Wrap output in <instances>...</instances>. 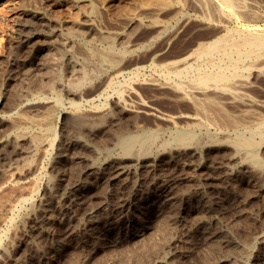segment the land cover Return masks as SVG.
I'll list each match as a JSON object with an SVG mask.
<instances>
[{"label": "rangeland", "instance_id": "obj_1", "mask_svg": "<svg viewBox=\"0 0 264 264\" xmlns=\"http://www.w3.org/2000/svg\"><path fill=\"white\" fill-rule=\"evenodd\" d=\"M72 1L73 0H0V94L1 93L3 94L0 95V111L5 109L3 103L5 101L4 100L5 96L9 92H11L10 94H13L15 96L14 97L15 100L20 101L19 106L16 108V110L4 113L5 116L4 122L0 124V140L2 141L5 140L6 142L9 141V144L6 143L5 146L0 147V185H1L0 206L2 205V208H0V218H1L0 224L3 222L0 225V227H2V230L5 229L10 230L8 232L7 238L2 243L3 250L4 249L7 250L6 251L7 256L9 255L5 259L7 263L12 264L15 261V259L17 260L20 258L21 255L23 256V253L32 256L35 253L34 252L35 249L36 250L45 249L46 250L45 252L48 255V256L46 255L47 262L45 264H53L54 261L53 259H55L54 252L55 250H58L56 248L59 245L60 246L67 245L68 248L66 252L62 253V256L60 255L58 264H68V263L69 264H155L154 263L155 256L165 254L167 253V251L168 253L165 254L166 258L164 259L165 261L163 264H207L213 262L214 260L216 261L227 260L232 264H241L240 263L241 257L244 256L242 254L246 252L248 254L253 253V258L250 260L251 263L248 261L245 264H264V248L263 247L261 248L256 240V235L258 233L262 232V234H264V230H263L264 220L263 219L260 220V216H259V213H261V211L263 210L262 208L263 204L261 201L251 198L252 191H250L249 188H246L244 186H238V188L240 187L241 189L239 188V190L237 191L236 197L233 195L232 192L228 190L227 191L231 194L228 197L225 196L222 197V194L220 195L216 191H215L216 193L212 192V194L210 195V201L213 203H217L220 209L222 208V212L218 214L216 220H211L210 218H208V216H203L201 212H199V214L192 213V209L188 207L186 208L182 200L183 196L186 193L191 192L194 196L196 194L194 190L196 189L199 190V192H201V191H205V188L206 190L215 187L219 189L224 188V185L222 183L221 185L220 181L217 179L220 176V170L217 169L215 165H213L220 160L218 156L217 157L211 156L207 158L209 160V164L212 163L211 166L214 167L210 169L208 168L205 172H203V174L207 176L206 177L207 180L204 179L205 180L204 182L203 180H201L202 182L201 181L197 182V184H195L196 181H192L189 183L179 182V180L183 179L185 175L193 176V173H191V170H189L188 168L183 169L180 167H176L177 168L176 169V168L167 167L165 164H162L163 166L159 168L160 170L159 172L156 173V176L155 175L152 176V174H149L148 171H146L145 169H140L141 174L139 173L135 177L136 179L133 178L135 180L133 181L132 179V182L136 183L138 189L141 187L140 189L141 192H143V194L151 193V195L149 194V196H153L156 194L155 192L159 190H165L166 194L170 193L171 196L173 197V201L171 204L169 203L168 204L164 203L162 205L159 204L160 208H158L157 210L155 208L154 209L155 211L146 210L147 213L157 212L160 213L161 216L157 220L154 219V221L153 219L150 218L146 220V225H148L151 229V238L149 237V240L147 241L148 244L145 243V245L140 246V244H135L133 242L128 241L125 237H122L123 240L121 239L117 243L112 241L111 235L113 236L121 235L120 232L121 229L119 226L122 225L123 220L126 219L125 217H127V215L129 216L131 209L135 204V201L132 200L133 197L130 196V192H131L130 189L128 187H124V184L121 180L118 183L114 182V184L116 183L115 185L112 182H109L108 180H106L107 184L105 183V180L100 181L98 183L94 182V184L93 181L89 180L85 185V189L78 188L73 191L61 189L60 191H57L56 195L58 197H55L53 204H50L51 207H49V209H51L48 212L49 219L48 220H46V218L40 219V224L44 226V230H40L38 228L37 223L39 220L37 218L32 216H30L32 218L25 216L28 212L27 210L30 209V203H26L24 207H20L18 205L15 206V203H13V206L15 208V209L13 208L14 210H11V212H9L8 214H7L8 211L7 212L4 211L6 209L8 210L9 205L12 201L15 202L14 200H16L17 194L19 192L20 193L18 194V196L28 193L30 188L33 187V185L31 186L32 179L24 182L25 184L21 185L23 187L13 183V178L15 177V174H17L18 172L21 173L25 171L26 168L29 167V163L32 161L30 160L32 158L31 157L32 152L28 151L31 150L30 149L31 147H29L24 142H19L18 143L19 145H17L16 142L18 141L16 142L13 141L14 132H16L15 130L17 129V127L20 128V126L29 127L34 130L36 128L35 125H38L35 123H39V122H40L39 124L43 123V119L45 116L44 114L48 112L47 109H49V111L51 112H53L52 110L55 109L54 112L56 113V115L57 113L68 112L66 109L68 108L67 101L62 96V92L60 91L61 88L58 87L59 90L55 88L57 74L60 73V75H62L65 82L74 83L75 79L71 74V72H73V69L79 68V66L81 67V65L84 64V61L86 59L85 50L81 40L78 39L77 36L75 37L69 36L67 34L68 32L66 31L67 29L70 28V26L66 22L69 21L70 17H76L77 15L76 10H74V8L72 7ZM137 1L139 0H123L118 5H115L110 9L108 8L109 9L108 10V9H102L100 5L96 3L94 0H87L84 3L85 7L83 8V10H81L82 14L80 13L81 14L80 17L81 18L85 17L84 19L83 18L82 19L88 20L89 22L87 21V23L91 25V28L96 32H100L101 35L94 36L92 34V31L86 29L85 27H82L80 30H78L79 32L76 33H83L82 35H84L85 41L89 43L90 46L92 45L93 47L105 45L107 38L110 37V40H112L113 43H115L114 45L116 46V48L123 50L124 54L118 57L119 67L117 68L115 73L114 72L113 74L111 73L112 74L111 77L114 79V81L117 80L116 81L117 83H121L120 87L122 90L125 89L124 90L125 99L127 98L128 100L131 98L129 100L131 102L128 103L132 104L133 101H135L133 103H136L138 101L141 102L142 100L143 104H145L143 108L145 109L147 108L146 110H148V107L149 108L154 107L155 110H157L158 112L162 114H166L168 116H176V114L186 115L188 113H191L192 109L189 107V105L185 104L187 106H184V103L180 104L179 102H176L175 97L173 95L175 94L176 96L177 92L174 91V89L172 88L173 85L172 80L164 79L162 74H160L161 73L160 70H162L164 67L169 68L171 63L178 61L177 58L181 59L183 55H186L187 48L188 49L189 47L192 48L191 45L194 46V43H196L195 41L202 42L203 40L204 42L205 40V42H209L214 38L218 37L219 35H221L222 33H220V29H218V27L222 28L225 25H227L226 21L228 20L225 16L218 15L217 13L212 11L209 7H205L203 4L200 7L198 0H147L148 3L152 4L153 2V4H156V6L152 4L153 7H151V10L144 11V13L139 14V20L140 22H142V24L139 23V20L138 22L135 21L134 23L127 22L124 19L125 18L124 14H126L125 12H127L129 9H132V4ZM160 3L162 5H160ZM254 5L255 6H253L251 9L256 11L257 14H259L262 17L261 19L256 20V19L248 18V20L245 19L247 22H243L244 20H240V19H238L237 21L240 24L251 25V26L256 25V27L259 26L260 28L264 29V0L261 1L257 0ZM156 7L158 8L159 11H155ZM42 16H45V18L48 19L47 23L39 24V22H37L38 24L36 23L33 24L32 22L28 21L30 18L36 19V17H42ZM166 19L168 20L166 21ZM138 23L141 25L139 26ZM215 31L218 33H215ZM211 33H213V35ZM103 36L104 37L106 36L107 38L106 37L102 38ZM208 36H210V38ZM182 52L183 54H181ZM59 53L61 58L59 57ZM46 56L48 57L46 58ZM50 60H52V62ZM193 61L195 62V57L191 56L188 62L194 63ZM137 67L140 70L139 72L140 77L138 76V78H133V80L130 81L131 84L129 85L130 88H128L129 86L125 84V82L123 81L128 80L130 71L136 69ZM103 69L106 70L105 67ZM105 70L102 71L103 75L101 74V77L92 79L91 83L77 90L78 94L80 93L79 94L80 98L76 100V102L82 104L83 106L82 113L83 115L87 116V119H89L90 116L93 117V118L90 117V120L91 119L93 120L95 118L98 119L99 116L102 117L106 112H108L111 109L110 103L115 99L114 97H116V94L112 92L110 88H105L106 86L104 84L106 82H104V80H107L108 78L107 75L105 74ZM90 71L91 70L88 71L89 74ZM154 80L157 84L154 82ZM99 82H101L102 84L104 82L103 84L104 88L101 87L99 90L102 93L100 94V92H98L100 96L98 93L92 96L91 92L95 90L99 85H101V83L99 84ZM251 88L247 89L250 91L248 92V94L254 100L264 102V81L263 83L261 81H257L256 86L254 85V87ZM56 89L58 92L56 91ZM104 89H107V91L106 90L104 91ZM126 89L127 91L128 89L131 90V91L129 90V92H131V95L129 92L126 91ZM256 89H258L259 91ZM52 92L54 94L58 93L60 95L61 100H63V102H61L62 103L61 106L54 105V100L52 99V96L54 94ZM209 92H206V94L211 93ZM179 105H183L184 107L180 106L179 108ZM254 107L255 106H253V108ZM228 109L230 110V108ZM163 111L166 113H164ZM54 112L52 113L53 115H55ZM18 114L19 116H17ZM148 116L149 115L145 116V114L143 113L139 114L137 116L138 118L136 117L137 123L138 122L140 123V124L138 123V125L145 127L147 129L148 127H150L149 129L151 130H161L160 131L161 135L164 136L165 138L168 137V133H166V131L168 132L169 129L171 130L173 128L183 127L185 123H187V121L183 119H180V121L178 119L177 120L178 123H176V120L175 123H171V122L162 123L163 121L161 122L158 119H157L158 121L156 120L155 122L156 118L154 116H149V117ZM34 117L37 119V121ZM146 117L148 118L145 119ZM103 122H104L103 123L104 126L102 124V126L99 127L100 129L106 128L109 125L108 119L104 120ZM57 123H60L57 124V127L61 126V120L58 121ZM179 123L182 124L179 125ZM96 132L94 138L95 139L97 138L96 139L97 142L95 141V143H97L98 145H102V147H104V145L107 144L106 146H108V148H111V144L109 140H107L110 138L109 137L106 138L105 136L107 134H102L100 130ZM59 142H60V138L56 139L54 145L59 144ZM101 142L103 144H100ZM44 148L47 150H45ZM48 149L49 148L45 147V145H43L42 148L40 147L37 152L39 153L38 155L40 156V158L37 155L38 156L37 161L35 163L32 162V164L35 165L38 164L37 168L39 173L51 172L49 163L55 150L52 151L50 150L49 151L50 153H48L47 152ZM78 149H79L78 147H73L72 152L70 151L69 153L72 155L76 153L78 154V152L87 153L86 151H84V149L83 151L81 149L77 151ZM188 172L190 173V175ZM56 173L57 171L56 172L54 171L52 173V176H54V178L55 176L59 177L57 179L55 178V180L57 181L56 183L58 182L63 183V181L67 179L68 180L67 184L70 185L78 177L79 168L77 167L72 172L73 175L68 174L66 175L65 178H61L62 176H60V174L62 173L60 172H58L57 174ZM213 184L216 186H212ZM13 185H15L16 187ZM44 185L43 183L40 185L41 187L39 189L40 191L39 193L33 194L34 197L31 200L34 201V203L36 202L35 200H38V198L40 199L43 196L44 197L48 196V191L47 189L45 190ZM10 187L12 188V190L8 191L11 189ZM20 190H22V192ZM8 193L9 195H7ZM237 197H238V203L237 201H235L237 200ZM230 198H232L231 201ZM6 200L11 202H7ZM126 203L128 204V207ZM5 204L7 205L9 204L8 207L7 205L5 206ZM235 204L237 207L236 209L234 208ZM101 205L108 206L111 210L108 208L109 210L107 213L108 216L107 215L103 216L101 218V220L102 219L103 220L102 221L100 220L101 227L98 228L99 232L97 231L95 233L94 242L92 245L93 247L89 246V247H85V249L84 248L82 249L78 246L75 247L76 245L75 242H80L84 238H86L83 237L85 235L82 234L86 221L83 213L86 210H89L90 208H91L90 210L98 211L99 213L100 212L99 210L102 209ZM4 206L5 208L3 209ZM113 208L117 209V211L114 210ZM196 215L198 216L196 217ZM238 215L239 216L241 215V218L240 217L237 218ZM22 217L24 218V220L22 219ZM174 217H179V219L176 221ZM10 219H13V221ZM19 220L21 221V223ZM199 220H202L204 223H206V227H209L208 229H210L211 232L214 231L213 233H217V235L220 236L218 240H216L210 246L208 245L201 247L198 245L201 241L200 242H198L199 240L193 241L192 239H190L191 240L190 241L189 238H187V234H186L187 229L190 226H194V224ZM167 227L168 229H166ZM78 228L79 229L81 228L80 232H78L80 236H78L77 238H72L70 236V232L73 230H76L77 232ZM44 235L46 236L44 237ZM176 241L177 243L174 244L172 243ZM7 245L10 246L7 247ZM169 246L170 248H168ZM9 247L10 249H8ZM94 247L99 248V250L101 248V250L98 251V253L95 252L96 253L95 254L94 251H92V248ZM226 248H228V250H226ZM163 251L166 252L164 253ZM216 251L219 253H217ZM171 252L173 253V255L171 254ZM207 252L209 253V255ZM183 253L185 254L183 255ZM236 254L238 255L236 256ZM106 255L108 256V258Z\"/></svg>", "mask_w": 264, "mask_h": 264}, {"label": "bare ground", "instance_id": "obj_2", "mask_svg": "<svg viewBox=\"0 0 264 264\" xmlns=\"http://www.w3.org/2000/svg\"><path fill=\"white\" fill-rule=\"evenodd\" d=\"M86 1L87 0H73L72 1V7L74 8V10H76L77 15H76V17H70L69 21L66 22L70 26V28L66 30L68 33L65 32L69 36H71V37L77 36V38L81 40L82 45H83L84 50H85L86 59L84 61V64L81 65V67L79 66V68L73 69V72H71V74L73 75V77L75 79V81L73 80L74 83L65 82L62 75H60V73L57 74L56 83L54 82L56 85L55 88H57V89H58V87L61 88L60 91L62 92V96L67 101L68 108H66V109L68 112L57 113V115H56V113L54 112V110H55L54 109L52 111L55 113V115H56L55 116L52 114L53 112H51V111H49V109H47L48 112H46L44 114L45 115L44 119L42 118L43 123L39 124L40 123L39 121H38L39 123H35L38 125H35L36 128L34 130L32 128H29V127H21L20 126V128H18L16 126L17 129L15 127L16 132H14V136L12 135L13 141H15V142L18 141V142H16L17 145H19L18 144L19 142H24L29 147H31L30 148L31 150H28V151L32 152V156H31L32 158L30 157L31 158L30 160H32V161L30 162L31 164L29 163V167H27L25 171H23L21 173L18 172L19 170L17 171L18 173L15 174V177L13 178V183L21 186V185L25 184L24 182H26L27 180L32 179L31 186L33 185V187H31L30 190L28 189L29 192L26 191L28 193H25V194L18 196V194L20 193L19 192L17 194V198L15 197L16 198V200H14L15 202H13V201L11 202V201L6 200L7 202H11V203H10V205L8 204L9 205L8 210L6 209L4 211H6V212L8 211L7 212V214H8L9 212H11V210H14L15 208L13 206V203H15V206L18 205L20 207H24V205L26 203H30V209L27 210L28 212L25 216L26 217L32 216V217L37 218L39 220L37 223L38 228L40 230H44V226L40 224V219H42V218L43 219L46 218V220L49 219L48 218V216H49L48 212H49V210H51V209H49V207H51L50 204H53L55 197H58L56 195L57 191H60L61 189H65V190H69V191H73V190H76L78 188H80V189L84 188L85 189V185L87 184V182L89 180L93 181V184H94V182L98 183V182L104 181V180H105V183H106V180H108L109 182H112L114 184V182L118 183L121 180L124 184V187H128L130 189V191H131L130 196L133 197V198L132 197L131 198H132V200L135 201V204L132 207L129 216L127 215V217H125L126 216L125 215L124 217L126 219L123 220L122 225L119 226L121 229V231H120L121 235H117V236L111 235L112 241L117 243L122 239V237H125L130 242H133L135 244H140V246L145 245V243H147V241L149 240V237L151 238V229L148 225H146V220L148 218H150V219H153V221H154V219L157 220L161 216L160 213H157V212H155V213L154 212L153 213L148 212L147 213L146 210L151 211V210H154L155 208L157 210L158 208H160L159 204L160 205H162L164 203L165 204H168V203L171 204L173 201V197L171 196L170 193L166 194L165 190H159V191L155 192L156 194L153 196H149V194L151 195V193H148V194L144 193L143 194V192H141V189H140L141 187L138 189L136 186V183L132 182V179L135 178L140 173V171H141L140 169H145L146 171H148L149 174H152V176L153 175L156 176V173L159 172V170H160L159 168L161 166H163L162 164H165L167 167H171V168H176V167H180L183 169L188 168L189 170H191V173H193V176H188V175L186 176L185 175L183 179L179 180V182L189 183L192 181H196L195 184H197V182H200L201 180H203V182L205 180H207L206 179L207 176L204 175L203 172H205L208 168L210 169V168L214 167V166L213 167L211 166V164H212L211 162H210L211 164H209V160L207 158H209L211 156H216V157L218 156L220 158V160L213 165H215L216 168L220 170V176L217 174L219 176V177L217 176L218 177L217 179L220 181V184L222 183L224 185V188L219 189V188L215 187V188L207 189V190L205 188V191H201V192H199V190L196 189V190H194V192L196 193L194 196L191 192L186 193L182 198L186 208L187 207L191 208L192 213H198L199 214V212H201V214L203 216H208V218H210L211 220H216L218 217V214H220L222 212V208L220 209L219 205H217V203H213L210 201V195L212 194V192L216 191L218 194H220V195L222 194V197L223 196L228 197L229 195H231L228 192V191H230L236 197L237 191L240 188V187L238 188V186H244L246 188H249L250 191H252V197H251L252 199H257V200L262 202L263 210L261 211V213H259V216H260V220L261 219L264 220V102L254 100L248 94V92H250V91L247 90L251 87H254V85L256 86L257 81H261L262 83L264 81V29L260 28L258 25H257L258 27H256V25L255 26L245 25V24H240L237 21L238 19H240V20H244L243 22H247L245 19L248 20V18L249 19H256V20L262 18L259 14H257L256 11L251 9L253 6H255L254 4L256 3L257 0H198L200 7L203 4L205 7H209L212 11H214L218 15L225 16L228 21H226L227 25H225L224 27H222V28L218 27V29H220V33H222L221 35L218 34L219 35L218 37L215 36L216 38H214L213 40H211L209 42H205V40H204V42H203V40H202V42L195 41L196 43H194V46L191 45L192 48H190V47H189V49L187 48L186 55H183L182 58L180 57L181 59L177 58L178 61L171 63L169 68H165L163 66L164 68L162 70H160V72H161L160 74H162L164 79L172 80V83H173L172 88L174 89V91L177 92L176 96H175V94L173 95L175 97L176 102H179L180 104L184 103V106L189 105V107L192 109V110L190 109L191 113H188L186 115L185 114L184 115H182V114L177 115L176 114V116H168L166 114H162V113L158 112L157 110H155L154 107L153 108L148 107V110H146L147 108L146 109L143 108V106H145V104H143V101L141 99H140L141 102L138 101L136 103H133V102H135V101H133L132 104L128 103V102H131V101H129L131 98L128 100H127V98L125 99V95H124L125 89L122 90L120 87L121 83H117L116 82L117 80L114 81V79L111 77L113 72L115 73L117 68L119 67L118 66V57H120L121 55L124 54L123 50L117 49L116 46L114 45L115 43H113V41L110 40V37L107 38L105 36L107 38L105 45H101V46L96 45L97 47H95V46L93 47L92 45L90 46L89 43H87L85 41L84 35H82L83 33H76V32H79L78 30H80L82 27H85L86 29H89L90 31H92V34L94 36H100L101 35L100 32H96L95 30H93L91 28V25H89L87 23L88 20H83L85 17L84 18L82 17L83 19L80 17V15L82 14L81 10H83V8L85 7L84 3ZM94 1L96 3H98L102 9H108V8L110 9L113 6L118 5L123 0H94ZM152 4H153V2H152ZM152 4L148 3L147 0H139L135 3H133L132 9H129L127 12H125L126 14H124V17H125L124 19L127 22H131V23H134L135 21L138 22L140 13H144V11L151 10V7H153V5L156 6V4H153V5ZM160 5H162V4L160 3ZM65 9H66V7H65ZM155 11H159L157 7H156ZM153 12H154V10H153ZM34 19L30 18L29 20L28 19L27 20L29 22H32L33 24H35V23L38 24L37 22H39V24L40 23L41 24L47 23V20H48L47 18H45V16L36 17V19L35 20ZM167 20L168 19H166V21ZM139 23L142 24V22H140V20H139ZM223 23H224V21H223ZM141 24H139V26ZM143 26H145V25H143ZM63 29H65V28H63ZM215 33H218V32L215 31ZM211 34L213 35V33H211ZM105 37L103 36L102 38H105ZM204 37H205V35H204ZM208 37L210 38V36H208ZM181 54H183V52ZM57 55H58V53H57ZM125 56H126V54H125ZM191 56L195 57V62L193 61L194 63L188 62ZM47 57L48 56H46V58ZM59 57H60V53H59ZM50 61L52 62V60H50ZM47 62H48V60H47ZM102 67L103 68L105 67L106 70L103 69ZM167 67H168V65H167ZM30 68H31V66H30ZM89 70H91L90 74L88 73ZM92 70H95V71H92ZM104 70H105V74L107 75L108 78H107V80H104V82H106V83L104 84V82H103V84L106 86L105 88H110V90L116 94V97H114L115 99L113 101H111V103H110L111 109L108 112H106L102 117L99 116L98 119H96L94 117L95 119L90 120L91 116L89 117V119H87V116L83 115L82 104L76 102V100H78L80 98V95H79L80 93L78 94L77 90H79L80 88L84 87L85 85L91 83L92 79L101 77V74L103 73L102 71H104ZM139 72H140V70L138 69V67L136 69L131 70L129 73V76H128V80L125 79L126 81H123V82H125V84H127L128 86L131 85L130 81H132L133 78H138ZM32 78H34V77H32ZM65 79H66V77H65ZM71 79H70V81H71ZM41 80H42V78H41ZM134 80H137V79H134ZM155 80H154V82H155ZM100 83L101 82H99V84ZM103 84L101 83V85H99L95 90H93L91 92V95L93 96L94 94L100 92L99 91L100 88L101 87L104 88ZM96 86H97V84H96ZM36 87H38V86H36ZM128 88H130V86ZM57 89H56V91H57ZM36 90H37V88H36ZM105 90L107 91V89H104V91ZM129 90L130 89H128V91H127V89H126L127 92H129ZM256 90H258V89H256ZM14 91H16V90H14ZM104 91H103V93H104ZM35 92H37V91H35ZM132 92H134V91H132ZM206 92H209L210 94H208V93L206 94ZM10 93L11 92H9L5 96V99L3 97V99L5 100L3 103L5 109L0 111V124H2L4 122V117H5L4 113L14 111L19 106L20 101L15 100L14 99L15 96L13 94H10ZM101 93L102 92H100V94ZM129 93L131 95V92H129ZM100 94H99V96H100ZM27 95H29V94H27ZM129 96H126V97H129ZM82 97H81V99H82ZM101 97H102V95H101ZM52 99L54 100L55 106H61L62 105L61 102H63V100H61V97L58 93H55L52 96ZM110 100H112V99H110ZM3 104H2V106H3ZM185 104H187V105H185ZM180 106H183V105H179V108H180ZM253 106H255L256 108L255 107L253 108ZM228 108H230V110ZM186 109H188V108H186ZM177 110H178V108H177ZM187 111H189V110H187ZM161 112H162V110H161ZM142 113L145 114V116L146 115L154 116L156 118L155 122L158 119L161 122L163 121L162 123H164V122L165 123L166 122L175 123V120H176V123H178L177 122L178 119H179V121H180V119H183V120H186L187 123H185V125L183 127L173 128L171 130L169 129L168 132L166 131V133H168V137L165 138L164 136L161 135V132H160L161 130H151V129H149L150 127H148V126H146V127H148V129H147L145 127L138 125L139 122L137 123V118H138L137 116L139 114H142ZM164 113H166V112H164ZM8 114H10V113H8ZM17 116H19V114ZM141 116H143V115H141ZM148 117H146L145 119H147ZM91 118H93V117H91ZM106 119H108L109 125L106 128L100 129L99 127L102 126V124L104 123L103 121ZM60 120H61V126L57 127V124H60L57 122ZM36 121H37V119H36ZM32 123H34V122H32ZM142 123H145V122H142ZM180 124H182V123H179V125ZM148 125H149V123H148ZM103 126H104V124H103ZM98 130H100L102 134H107V135H105L106 138L107 137L110 138L107 140H109V142L111 144V148H108V146H106L107 144L104 145V147H102V145H98L97 143H95V141L97 139V138L96 139L94 138L95 132ZM59 138H60L59 144L54 145L56 139H59ZM11 141H12V139H11ZM6 143L9 144V141L6 142L5 140L4 141L0 140V147L5 146ZM100 144H103V143L101 142ZM43 145H45V147L49 148L47 151L48 153H50L49 152L50 150L51 151L55 150L54 154L50 160V163H49L50 164L49 167L51 170V172H49V173H46V172L45 173L44 172L39 173L38 168H37L38 164L37 165L32 164V162L35 163L37 161V158L39 156L38 155L39 153H37L38 149L40 147L42 148ZM54 146H55V148H54ZM73 147H78L79 149L77 151H79L80 149L83 151V149H84V151H86L87 153L78 152V154L76 153V154L72 155L69 152L70 151L72 152ZM27 149H28V147H27ZM45 150H47V149H45ZM39 158H40V156H39ZM5 163H6V161H5ZM76 166L79 168V175H78V177L76 176L77 178L75 177L76 179L74 180V182H72L69 185V184H67L68 180L65 179L63 181V183L62 182L56 183L57 181L55 180V178L57 179L59 177L55 176V178H54V176H52V173L54 171L55 172L57 171V173L58 172L62 173V174H60V176H62L61 178H65L66 175H68V174L73 175L72 172L77 168ZM75 174H74V176H75ZM189 175H190V173H189ZM135 179H133V181ZM42 183H43V185L45 183L44 186H45V190L47 189V191H48V196L47 197L43 196L40 199L38 198V200H35L36 202L34 203V201H32L31 199H33V197H34L33 194L40 192L39 189H40V187H41L40 185ZM13 186H15V185H13ZM13 186H11V187H13ZM212 186H216V185L213 184ZM21 187H23V186H21ZM191 189H189V190H191ZM11 190H12V188L8 191H11ZM15 190H16V188H15ZM20 191L22 192V190H20ZM197 192H199V193H197ZM7 195H9V193ZM88 199H90V198H88ZM231 199L232 198H230V201H231ZM235 201H237V203H238V197H237V200H235ZM222 202H224V201H222ZM55 204H57V203H55ZM67 204H68V202H67ZM6 205L7 204H5V206ZM8 205H7V207H8ZM122 205H123V203H122ZM5 206L3 207V209L5 208ZM101 207H102V209L99 208L100 209L99 213H98V211L90 210L91 208L89 210H86L83 213L86 221L84 220L85 225H84V228L82 227L83 228L82 234L85 235L83 237H86L87 239L84 238L82 241L79 240L80 242H75L76 243L75 247L78 246L82 249L83 248L85 249V247H89V246L93 247L92 245L94 242L95 233L98 231V228L101 227L100 226V223H101L100 220L103 216H106L108 211H109L108 206H102L101 205ZM127 207H128V204H127ZM222 207H223V205H222ZM255 207H257V206H255ZM0 208H2V205L0 206ZM234 208L235 209L237 208L236 204L234 205ZM113 209L117 211V209H115V208H113ZM173 211H175V210H173ZM197 216L198 215H196V217ZM32 217H30V218H32ZM239 217L241 218V215L237 216V218H239ZM174 218L176 221L179 219V217H174ZM22 219L24 220L23 217H22ZM10 220L13 221V219H10ZM23 220H22V222H23ZM20 223H21V221H20ZM162 224H164V223H162ZM8 226H9V224H8ZM3 228H4V226H3ZM6 228H8V227H6ZM208 228L209 227H206V223H204L202 220H199L194 224V226H190L187 229V232H186L187 238H189V240L192 239L193 241L194 240H196V241L199 240L198 242L201 241L198 244L201 247L208 246V245L210 246L212 243H214L216 240H218V238L220 236H218L217 233H213L214 231L211 232L210 229H208ZM80 229L78 228L77 232H76V230L71 231L70 236L72 238H77L78 236H80L78 233V232H80ZM166 229H168V227ZM9 231H10L9 229L2 230V227H0V264H8L5 259L9 255L7 256V253H6L7 250H5V249L3 250L2 243L7 238ZM26 231H27V229H26ZM155 231H157V230H155ZM162 231H163V229H162ZM235 231H236V229H235ZM45 236L46 235H44V237ZM15 238H14V240H15ZM78 239H76V240H78ZM170 240H172V239H170ZM256 240L258 242V245L261 248L262 247L264 248V234H262V232H260L256 235ZM100 241H101V239H100ZM56 242H57V240H56ZM157 242H159V241H157ZM162 242H163V240H162ZM172 243L173 244L177 243V241L172 242ZM8 246H10V245H7V247ZM155 246H158V245H155ZM196 246H197V244H196ZM28 248H27V250H28ZM67 248H68L67 245L66 246L65 245H62V246L59 245L56 248L58 250H55V252H54L55 259H53L54 260L53 264H58V261L60 259V255L62 256V253L66 252ZM168 248H170V246ZM168 248H167V250H168ZM195 248H198V247H195ZM8 249H10V247ZM43 249H44V247H43ZM100 250H101V248H100ZM100 250H99V248H95V247L92 248V251H94V253L95 252L98 253V251H100ZM111 250H113V249H111ZM226 250H228V248H226ZM21 251H22V249H21ZM45 251H46L45 249L44 250H39V249L36 250L35 249L34 255L31 254L32 252L30 253L32 256H30L29 254L23 253V256L21 255L22 257L20 256L19 259H17V260L15 259V261L12 264H45L47 262V256H48ZM47 251H48V249H47ZM250 251H251V249H250ZM167 253H168V251H167ZM167 253H165V254H167ZM217 253H219V252H217ZM240 253H241V251H240ZM165 254H161L159 256L156 255L154 258V263L155 264H163L165 261L164 259L166 258ZM171 254L173 255L172 252H171ZM184 254L185 253H183V255ZM208 255H209V253H208ZM237 255L238 254H236V256ZM242 255H244V256L241 257V261H240L241 264H245L248 261L250 262V260L253 258V253L248 254L246 252ZM107 258H108V256H107ZM207 262H209V261H207ZM75 263H77V262H75ZM152 263H153V261H152ZM207 264H232V263H230L227 260H217V261L214 260L213 262H210Z\"/></svg>", "mask_w": 264, "mask_h": 264}]
</instances>
